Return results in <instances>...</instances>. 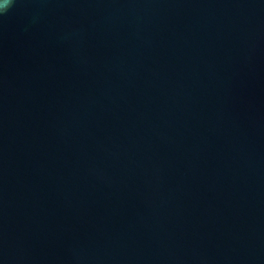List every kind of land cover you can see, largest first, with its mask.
<instances>
[{"label":"water","instance_id":"water-1","mask_svg":"<svg viewBox=\"0 0 264 264\" xmlns=\"http://www.w3.org/2000/svg\"><path fill=\"white\" fill-rule=\"evenodd\" d=\"M0 264H264V0L0 10Z\"/></svg>","mask_w":264,"mask_h":264},{"label":"clouds","instance_id":"clouds-1","mask_svg":"<svg viewBox=\"0 0 264 264\" xmlns=\"http://www.w3.org/2000/svg\"><path fill=\"white\" fill-rule=\"evenodd\" d=\"M11 0H0V10L6 11L10 5Z\"/></svg>","mask_w":264,"mask_h":264}]
</instances>
